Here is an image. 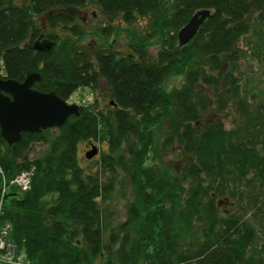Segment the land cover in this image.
Instances as JSON below:
<instances>
[{
	"label": "trees",
	"instance_id": "obj_1",
	"mask_svg": "<svg viewBox=\"0 0 264 264\" xmlns=\"http://www.w3.org/2000/svg\"><path fill=\"white\" fill-rule=\"evenodd\" d=\"M83 1L0 0V76L21 80L36 69L32 87L63 99L102 78L114 102L82 103L61 125L21 131L11 143L0 134V190L2 177L6 183L33 167L28 187L6 184L0 201V222L27 264H264V102L240 93L237 78L219 70L238 56L240 35L264 20V0H97L125 21L148 15L151 57L145 43L136 41L138 58L128 59L101 46L88 52L68 35L49 51L32 47L35 15ZM200 8L209 14L179 45L176 30ZM60 16L52 11L47 20ZM178 74L179 86L162 87ZM230 106L236 120L226 127L218 115ZM206 111L214 116L201 119ZM163 116L162 155L175 142V168L162 159L144 164L149 151L159 154L150 125ZM84 140L106 143L98 170L78 162ZM35 141L48 146L27 157ZM114 161L128 171L133 199L126 218L105 230L101 200L112 188ZM223 196L232 209H220Z\"/></svg>",
	"mask_w": 264,
	"mask_h": 264
},
{
	"label": "rangeland",
	"instance_id": "obj_2",
	"mask_svg": "<svg viewBox=\"0 0 264 264\" xmlns=\"http://www.w3.org/2000/svg\"><path fill=\"white\" fill-rule=\"evenodd\" d=\"M150 27L149 17H138L137 19H134V21L129 22L126 26L127 31L132 36L141 35L142 33H145V30L150 32ZM85 41L92 40L90 39V36H87L85 37ZM239 45L241 50H239L238 56L232 60H225L219 70L222 74L229 73L234 78H237V88L240 93L245 94L248 98L253 97V102H264V20L261 21V23L256 22L255 24H251L248 31L240 35ZM155 49V45H150L148 47L149 52H154ZM182 80V74L168 75L162 80L161 85L165 89H170L173 86H179ZM103 91L104 89L102 88V94ZM75 97L77 102L89 103L92 99V94L89 88L80 87L76 90ZM106 102L107 98L102 99L100 96V100L97 103L98 106L103 107ZM212 116H214L213 112L210 113L206 111L200 115V118L205 119ZM218 116L222 119V122L226 127L232 126L236 120V113L232 106L228 107L225 112H220ZM165 123L166 116H163L150 125L152 131L151 144L157 149L159 154L152 158L151 154H153V152L149 151L144 158V164H149L152 161L156 162L159 159H162L163 162L170 164L175 168L181 162V158L175 154V142H173L167 149L165 148L166 150L163 149L164 151L162 155L161 141L165 135ZM54 132L55 129H49L50 136ZM90 142L96 145L97 153L90 158H86L84 156V151L89 148ZM47 146L48 143L46 141L32 142L26 150L25 155L27 157H33L41 154L45 151ZM77 147L79 164L87 171L98 170V157L101 152L107 150L105 141L96 142L95 140H84L78 142ZM124 161L128 164L130 162L127 158ZM113 165L114 170L113 172H110L112 173V176H110L106 169L99 171L102 179L106 180L110 176L112 182L110 192L103 200H101L102 221L105 230L126 218L127 205L133 199V187L128 177V171L118 162L114 161ZM226 208L227 210L232 209L230 205L226 206ZM220 209L223 210L222 206Z\"/></svg>",
	"mask_w": 264,
	"mask_h": 264
},
{
	"label": "water",
	"instance_id": "obj_3",
	"mask_svg": "<svg viewBox=\"0 0 264 264\" xmlns=\"http://www.w3.org/2000/svg\"><path fill=\"white\" fill-rule=\"evenodd\" d=\"M209 14V9L195 10L177 29V43H186L196 32L203 19ZM40 33L32 42L37 50H49L53 41L41 38ZM122 53L133 57L132 51L124 47ZM40 78L36 69L27 70L21 80L0 76V134L11 143L19 139L21 131H37L42 128L61 125L69 114L78 113V104L66 102L53 90L42 91L32 87V83ZM97 153V147L92 142L84 151L86 158ZM227 196L216 198L217 204L226 203Z\"/></svg>",
	"mask_w": 264,
	"mask_h": 264
},
{
	"label": "flooded vegetation",
	"instance_id": "obj_4",
	"mask_svg": "<svg viewBox=\"0 0 264 264\" xmlns=\"http://www.w3.org/2000/svg\"><path fill=\"white\" fill-rule=\"evenodd\" d=\"M52 11L60 12L61 16L57 19H52L53 22L49 23L47 18ZM138 17L146 18L148 15H136L135 19ZM34 19L39 23V30L36 36L32 39V42L40 33L42 34L41 38L43 37L53 41V45L59 40L64 39L65 35H68L74 44L79 45L82 48L85 47L87 50H84L88 52L93 51L95 47L101 46L106 47V49H110L116 57L120 56L128 59L138 58L137 52L133 49L136 41L140 42V44L145 43L147 45V49L150 45H155L154 43H151L150 40L153 37L147 30H145V33H142L141 35H130L126 28L130 21H125L123 19L122 11L101 10L97 0H84L82 3L76 5L53 7L35 15ZM87 36H90L92 41H85V37ZM139 38L142 40L139 41ZM124 47H127L132 51L134 54L133 57H126L123 55L122 50ZM148 53V57H151L154 54V52ZM84 87L90 89L92 94L91 103H97L101 96L102 99L107 98V102L104 103V105L107 103L114 105L113 100L108 97V90L104 85L102 78H98V83L95 88H90L88 86ZM102 88L104 89L103 94L101 92ZM77 89L69 94L65 98V101L77 103L79 106L82 103L76 101L75 96ZM229 204L230 201L222 203V209H226V206Z\"/></svg>",
	"mask_w": 264,
	"mask_h": 264
},
{
	"label": "built area",
	"instance_id": "obj_5",
	"mask_svg": "<svg viewBox=\"0 0 264 264\" xmlns=\"http://www.w3.org/2000/svg\"><path fill=\"white\" fill-rule=\"evenodd\" d=\"M33 167L30 166L21 169L10 177L6 183L2 177V185L0 190V201L5 190L6 184L16 185L19 189H25L30 182ZM25 252L22 247L9 236V226L6 223L0 222V264H27Z\"/></svg>",
	"mask_w": 264,
	"mask_h": 264
}]
</instances>
